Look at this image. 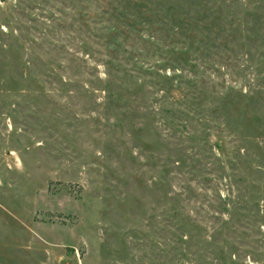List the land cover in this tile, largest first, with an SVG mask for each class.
Instances as JSON below:
<instances>
[{
  "label": "rangeland",
  "instance_id": "374dc122",
  "mask_svg": "<svg viewBox=\"0 0 264 264\" xmlns=\"http://www.w3.org/2000/svg\"><path fill=\"white\" fill-rule=\"evenodd\" d=\"M0 264H264V0H0Z\"/></svg>",
  "mask_w": 264,
  "mask_h": 264
}]
</instances>
